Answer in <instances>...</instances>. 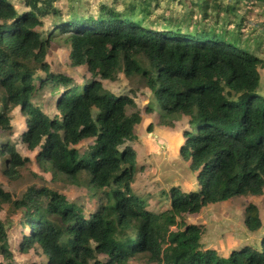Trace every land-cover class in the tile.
I'll use <instances>...</instances> for the list:
<instances>
[{"label": "trees", "instance_id": "16d2710c", "mask_svg": "<svg viewBox=\"0 0 264 264\" xmlns=\"http://www.w3.org/2000/svg\"><path fill=\"white\" fill-rule=\"evenodd\" d=\"M55 1L23 0L27 11L18 13L0 0V139L10 134L9 114L19 108L24 150L36 152L35 161L51 170L52 180L59 175L77 187L82 178L89 180L85 187L91 183L97 207L85 213L44 186H29L19 196L0 188V211L20 214L14 250L47 257L39 264H264V234L257 248L244 246L221 257L202 248L205 226L182 219L234 197L264 195V94L259 91L264 60L227 32L220 38L205 30H153L105 7L96 19L72 16L53 25V33H43L44 19L61 17ZM56 33L69 46L70 67H83L90 76L81 93L71 77L49 72L45 59ZM119 73L142 80L163 116H185L198 125L193 133L185 131L179 154L201 188L189 193L171 188L169 208L158 214L132 190L143 168L127 144L135 139L140 113L132 98L106 93L102 85ZM47 84L59 88L53 117L34 103ZM127 108L134 112L127 114ZM89 140L80 155L78 145ZM15 147L0 140L1 174L8 186L21 179L29 162ZM244 215L246 231L262 229L254 204ZM11 229V222L0 220V264H13Z\"/></svg>", "mask_w": 264, "mask_h": 264}, {"label": "rangeland", "instance_id": "374dc122", "mask_svg": "<svg viewBox=\"0 0 264 264\" xmlns=\"http://www.w3.org/2000/svg\"><path fill=\"white\" fill-rule=\"evenodd\" d=\"M7 1L15 7L18 13L27 11L23 7V0ZM54 6L60 11L61 17L44 19L43 28L39 31L51 34L54 32L53 25L72 16L96 19L100 14V8L105 7V9L120 13L122 17L131 19L132 22L140 23L141 26L153 30L179 31L182 34L205 30L211 31L220 38L223 36L221 33L227 32L226 35L237 39L241 46L244 45L250 53L264 60V4L259 2H245L244 0H56ZM57 31L58 29H55V32ZM68 56L69 46L64 42V36L56 33L45 59L49 72L71 77L76 84L80 85L78 92L81 93L90 76L83 67H70ZM140 64L148 68L145 61H141ZM40 75L45 78L44 74ZM259 75V91L264 94V67L259 70ZM102 85L106 93L131 97L142 115L136 128L139 139L131 145L136 151V162L147 164H144L146 166L144 171L138 172L135 177L132 189L134 195L142 198L148 209L161 213L169 207L168 199L171 188H178L186 193L197 192L201 188V181L198 180L197 173L189 169V162L182 160L179 156V148L186 137L185 131L195 132L197 123H190V119L185 116H163L156 97L148 91L139 78L129 79L119 73L113 81H103ZM56 88L58 87L47 84L34 97V103L49 117L57 114L55 109ZM145 107H149L147 113L144 111ZM132 112H134L133 109L127 108V114ZM96 113L95 110L92 111V116L94 117ZM9 117L11 132L9 135L3 134L0 140L14 144L17 152L29 162L20 171L21 179L12 186L6 184L0 165V188L19 196L29 186H44L65 195L72 204L81 207L85 213H93L97 206L91 197L95 191L91 183L89 188L85 187L87 179L82 178L81 187L68 185L59 175H53L52 180L51 170L40 167V164L38 165L35 161L36 152H26L19 142V135L25 130L24 119L19 108H15ZM148 134L150 136H147ZM91 144V140L80 143L77 147L79 154L81 155ZM156 171H158L157 179L152 180V175ZM248 204H254L261 209L259 216L264 230V195L262 197H234L222 203L209 205L198 215L182 216V219L185 224L203 225L207 218L209 220V224L205 227L208 229L207 232L214 231L216 234L205 232L201 242L202 248L212 249L219 256L226 257L230 252L250 244L249 242L255 243V248L258 247L260 241L258 237L255 240L253 238L249 240V238L245 239L233 234L241 229L246 230L244 209ZM2 209L0 220L13 224V229L10 231V243L15 245L20 231L16 226L20 221V214H8L5 207ZM220 231L221 234H219ZM12 252L13 264H39L42 260L47 261V257L42 259L41 254H35L32 251L28 254H20L16 250Z\"/></svg>", "mask_w": 264, "mask_h": 264}, {"label": "crops", "instance_id": "0c3cea01", "mask_svg": "<svg viewBox=\"0 0 264 264\" xmlns=\"http://www.w3.org/2000/svg\"><path fill=\"white\" fill-rule=\"evenodd\" d=\"M143 1H145V0H143ZM133 8H131V10H132ZM131 98V97H130ZM136 105V104H135ZM136 108H137V106H136ZM146 108V107H145ZM149 110V107L148 108H146L144 111H146V113H147V111ZM141 114H140V121H141ZM139 125V124H138ZM137 125V126H138ZM137 126L135 127V139H134V141L133 142H130V143H128L127 145L128 146H130L131 148H133L132 147V145L131 144H133V143H135V142H137V140L139 139V136H138V134L136 133V128H137ZM148 130V129H147ZM148 132V131H147ZM149 133V132H148ZM147 136H150L149 134L147 135ZM184 144V143H183ZM182 144V145H183ZM181 145V146H182ZM181 146H180V148H181ZM180 148H179V151H180ZM134 149V148H133ZM135 151V150H134ZM135 153H136V151H135ZM179 156H180V154H179ZM181 157V156H180ZM182 159V158H181ZM183 160V159H182ZM188 162V161H187ZM144 164H147L146 162H143V164L142 163H138V165L139 166H141L142 168H143V170L142 171H144V167H146V166H144ZM188 167H189V165H188ZM153 176V178H152V180L153 179H157V176H158V171H156L155 173H154V175H152ZM134 184V183H133ZM134 188V186L132 185V189ZM134 192V191H133ZM184 193H186V192H184ZM138 196V195H137ZM169 203V202H168ZM169 205V204H168ZM256 206V205H255ZM257 207V206H256ZM169 208V207H168ZM258 208V207H257ZM150 210V209H149ZM258 210H259V215L261 214V209H259L258 208ZM151 211V210H150ZM166 211V210H165ZM204 211H206V213L208 212V210H204ZM152 212L153 213H156V214H158V213H160V212H157L156 210H152ZM205 217H206V214H205ZM206 220H205V223L203 224V226H205L206 227V225L207 224H209V220L207 219V218H205ZM260 220H261V218H260ZM15 228V227H14ZM263 228V227H262ZM12 229H13V224H12ZM11 229V230H12ZM10 230V231H11ZM10 231H9V235H11V233H10ZM208 231V229L206 228V234L208 233V234H210V233H212V234H216L214 231H209V232H207ZM221 231H226V230H221ZM221 231H220V233L219 234H221ZM233 234H237L239 237H243V238H245V239H247V238H249V240H251L250 238H253V240H255V239H257V237L259 238V240L261 241V239H262V237H263V234H264V230L263 229H260L258 232H256V233H250V232H248V231H246V230H244V229H241L239 232H237V233H233ZM10 240H11V238H10ZM18 240H19V237L17 238V243H18ZM257 241V240H256ZM259 241V242H260ZM17 243L15 244V245H12L11 243H10V245H12V250L14 251V248L16 247V245H17ZM250 244H246L245 246H249V245H251V246H254L255 245V243L254 244H252V242H249ZM258 245H259V243H258ZM244 247V246H243ZM250 247V246H249Z\"/></svg>", "mask_w": 264, "mask_h": 264}, {"label": "water", "instance_id": "95a60500", "mask_svg": "<svg viewBox=\"0 0 264 264\" xmlns=\"http://www.w3.org/2000/svg\"><path fill=\"white\" fill-rule=\"evenodd\" d=\"M6 228V227H5Z\"/></svg>", "mask_w": 264, "mask_h": 264}]
</instances>
